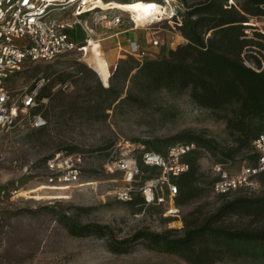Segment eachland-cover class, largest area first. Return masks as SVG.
<instances>
[{"label":"rangeland","instance_id":"1","mask_svg":"<svg viewBox=\"0 0 264 264\" xmlns=\"http://www.w3.org/2000/svg\"><path fill=\"white\" fill-rule=\"evenodd\" d=\"M185 1L191 4L202 0ZM159 2L171 4L174 9L165 10L142 25H136L130 12L117 8L96 6L84 18L89 28H98L96 32H102L106 28L95 25L101 15L119 16L120 30L132 28L120 36L134 37L140 49L145 51L142 59L155 58L186 41L177 28L182 17V1ZM232 2L228 0L229 4ZM70 10L56 9L49 16L70 19ZM248 24L253 26L246 30L249 36H253L254 31L264 32V16L251 17ZM88 32L92 39H97L92 31ZM154 39L158 40L157 45L152 44ZM93 46H89L86 53L74 50L49 62L27 60L11 80H4L5 85L16 90L30 88L34 82L43 79L47 96L38 98L39 104L31 110L41 112L46 119L44 127L30 128L26 123H18L0 133V186L19 187L22 191L3 212L0 264H187L175 255L148 250L140 242L127 252L114 253L109 250L104 237L71 235L65 226L64 215L79 224L106 225L116 240L129 238L141 229L163 232L167 228H181L183 215L197 204L212 210L221 202L210 185L212 179L222 171L240 173L248 159L239 154L221 163L207 149L199 148L198 170L203 194L200 199L179 206L176 217L167 215L164 205L149 204L139 209L137 205L117 200L114 192L125 183L120 172L107 174L103 170V162L108 156L130 151L139 156L140 146L150 149L151 144L159 145V153H165L168 146L185 143L167 144L165 139L185 131L204 134L225 145L230 144V137L223 119L193 103L189 90L180 93L160 90L136 102L124 99L133 91L130 78L124 81L121 74L110 76L117 63L126 56H120L115 62L107 60L111 67L110 72L103 75L105 85L89 59L96 49L103 53L104 48L102 43ZM257 55L263 60L262 55ZM130 57L138 61L135 56ZM76 63L89 66L93 72H78ZM247 63L252 64L251 61ZM97 80L102 86L123 87L120 98L105 110L102 107L109 101V95L97 85ZM69 147L74 149L69 150ZM64 150L81 154L80 176L68 188L50 189L42 178L45 161L55 152ZM157 171L152 168L146 173L151 175ZM246 187L248 190L240 193L250 196L264 192V184L255 180ZM238 195L231 192L227 198ZM172 203L175 204V200ZM215 264L253 263L226 260Z\"/></svg>","mask_w":264,"mask_h":264},{"label":"trees","instance_id":"2","mask_svg":"<svg viewBox=\"0 0 264 264\" xmlns=\"http://www.w3.org/2000/svg\"><path fill=\"white\" fill-rule=\"evenodd\" d=\"M181 1L183 11L177 28L186 41L155 58L136 61L126 54L110 76L121 74L124 81L130 78L133 91L124 99L134 102L160 90L175 93L189 90L193 103L218 114L225 122L230 144H220L191 131L165 139L167 144L176 141L196 145L182 157L188 169L171 178L177 186L174 197L177 206L200 199L203 194L198 170L199 148L207 149L221 163L243 154L248 164L253 165L257 159L253 140L264 134V32L254 31L253 36H249L246 31L253 28L248 24L251 17L264 16V0H232L231 4L228 0H202L191 4ZM89 13H82L80 18L85 19ZM67 33L74 42L85 41L86 32L78 24L67 29ZM76 64L78 72H93L85 64ZM99 77L106 85L103 75ZM97 85L109 95L102 110L110 108L123 90L113 84L102 86L99 80ZM45 90L43 86L38 98L47 96ZM149 146L161 152L159 145ZM141 167L145 177L149 176L146 171L152 168ZM216 178L210 182L211 186ZM253 180L264 184V171ZM245 190L248 187L240 186L217 194L221 202L212 210L197 204L183 215L181 228H167L163 232L141 229L129 238L116 240L106 225L79 224L64 215L65 226L74 236L104 237L114 253L127 252L140 242L148 250L175 255L187 264H215L226 260L264 264V192L250 196L240 193ZM231 192L239 195L228 199ZM127 202L139 209L145 205L140 194L133 195Z\"/></svg>","mask_w":264,"mask_h":264},{"label":"built area","instance_id":"3","mask_svg":"<svg viewBox=\"0 0 264 264\" xmlns=\"http://www.w3.org/2000/svg\"><path fill=\"white\" fill-rule=\"evenodd\" d=\"M97 5L96 0H59L56 4H48V0H0V133L18 123H26L30 128L46 125L41 112H31L39 104L38 95L44 80H37L30 88L16 90L5 85L4 80H11L27 60L49 62L74 50L86 53L92 39L88 31L92 29L80 15L92 11ZM66 8L71 9L70 19L60 20L49 16L56 9ZM77 24L86 32L82 44L72 41L67 33V29ZM97 24L112 30L121 24V19L103 14L96 21ZM152 44L157 45L158 40L154 39ZM129 54L140 60L145 51L136 42H131ZM195 147L194 142L177 143L168 146L165 153H159L140 146L139 156L132 151L110 155L102 167L107 174H121L125 186L115 190L117 200L129 201L133 195L140 194L145 205H164V212L176 217L180 208L172 203L177 186L171 178L188 169L182 157ZM253 148L257 153L255 164L245 165L238 174L222 171L213 184L215 193H227L249 185L256 174L264 171V134H259L253 140ZM81 159V154L66 150L52 154L45 161L42 175L45 186L58 189L76 183L81 173ZM141 166L158 171L145 177ZM21 193L19 187L0 186V223L5 206L12 204Z\"/></svg>","mask_w":264,"mask_h":264},{"label":"bare ground","instance_id":"4","mask_svg":"<svg viewBox=\"0 0 264 264\" xmlns=\"http://www.w3.org/2000/svg\"><path fill=\"white\" fill-rule=\"evenodd\" d=\"M96 1H98L97 6L103 9L117 8L130 12L132 14L133 20H135L136 22V25H142L150 21L151 19L155 18L156 15L162 14L165 10L174 9V7L171 4L164 5V3H160L154 0H131L129 2H119L115 0H109V1L96 0ZM56 2L57 1L48 0V4H56ZM93 43L94 41L91 40L89 46H93L94 45ZM89 46L86 47V50H88ZM89 59L91 60L90 63L93 64L94 70H96L99 74L106 75L110 72L109 69L110 65L107 59L105 58L104 54L100 50L95 51L89 57Z\"/></svg>","mask_w":264,"mask_h":264},{"label":"crops","instance_id":"5","mask_svg":"<svg viewBox=\"0 0 264 264\" xmlns=\"http://www.w3.org/2000/svg\"><path fill=\"white\" fill-rule=\"evenodd\" d=\"M85 21L87 22L86 19ZM119 26L114 27L112 30H102V32H96L98 28L92 29L93 34L97 36V39H93L94 46L96 47L102 43L104 48L103 54L110 62H115L120 56L129 54L131 42H135L134 37L131 39L127 36H125V38L120 36V34L125 33L128 30H132V28L120 30Z\"/></svg>","mask_w":264,"mask_h":264},{"label":"snow or ice","instance_id":"6","mask_svg":"<svg viewBox=\"0 0 264 264\" xmlns=\"http://www.w3.org/2000/svg\"><path fill=\"white\" fill-rule=\"evenodd\" d=\"M151 7V6H150Z\"/></svg>","mask_w":264,"mask_h":264}]
</instances>
